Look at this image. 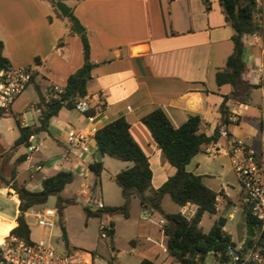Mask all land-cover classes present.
<instances>
[{"label":"crops","instance_id":"0c3cea01","mask_svg":"<svg viewBox=\"0 0 264 264\" xmlns=\"http://www.w3.org/2000/svg\"><path fill=\"white\" fill-rule=\"evenodd\" d=\"M52 1L0 0V40L4 44V56L11 66L32 67L34 76L29 85L36 91L39 88L40 92L37 91L38 97L33 100L23 92L4 117L15 120L16 116L22 125L25 123L23 126L37 129L29 147L12 151L19 136L17 124L16 128L7 126V130L16 134L8 144L3 141L0 127V233L9 230L4 237L11 235L20 214V200L13 184L41 191L45 178L59 171H70L74 179L62 195L75 199V204L83 202V210L96 196L106 207L124 203L121 188L117 184V188L112 184L106 186L103 175L108 172L109 181L115 182L113 177L133 163L112 161L103 154L98 187L99 182L90 169L99 151L94 136L86 150L73 153L66 142L68 130L92 131L95 135L117 117H125L133 139L149 158L152 188L158 189L175 170L163 160L142 118L160 108L174 127H180L189 116H199L205 123L204 131L210 136L219 124L223 98L231 92L229 84L219 86L216 82L217 70L225 66L233 51V29L226 21L220 0H61L71 7L90 44L93 67L87 74L90 78L86 97L92 99L88 112H94V119L88 120V115L77 109L63 108L44 129L39 123L37 104L48 95L57 97L59 93L54 86L63 90L68 77L84 65L81 37L72 32L67 17L59 16ZM261 23V33L244 37L245 79L253 87L245 90L249 96L247 103L228 102L232 120L240 119L228 131L231 138L242 139L252 151L264 155V16ZM26 110H31L33 124L26 121ZM212 147L220 151L211 154ZM228 147L229 140L221 136L220 141L195 155L186 169L201 176L203 183L218 194V212L203 215L202 230L209 232L218 219L225 218L224 230L231 235L235 247L243 248L248 237L241 230L245 218L244 192L227 154ZM22 155L26 159L16 165ZM13 171H16L14 177ZM94 187L98 188V194ZM169 199L166 195L162 200L166 212L184 211L188 218L196 212V205L175 203L172 206ZM44 208L35 207L25 213L31 235L32 223L28 218ZM70 209L71 206L64 212L69 250H86L93 256L98 242L88 235L96 234L100 222L108 219L97 218V222L86 219L83 229L85 214ZM143 213L140 200L134 198L130 216L125 219L130 227L138 221L136 237L130 240V249L119 252L115 264H140L143 259L156 264H181L168 253L160 224L162 217L150 213L151 217L147 218ZM240 213H243L241 219ZM113 218L110 219L113 221ZM113 223L114 239H117L119 227ZM209 257L218 264L214 255L207 257V264H213L208 262Z\"/></svg>","mask_w":264,"mask_h":264},{"label":"trees","instance_id":"16d2710c","mask_svg":"<svg viewBox=\"0 0 264 264\" xmlns=\"http://www.w3.org/2000/svg\"><path fill=\"white\" fill-rule=\"evenodd\" d=\"M205 1L208 2V0ZM52 4L61 16L62 14L57 8V0H53ZM220 4L226 21L233 29V51L225 66L216 72L217 84L219 86L229 84L231 92L224 96L220 105L221 118L214 133L210 136L206 134L204 131L205 123L199 116H189L180 127H174L160 108L144 116L142 122L149 129L153 140L160 148L163 160L175 170L158 189L152 188L153 173L149 158L133 139L130 124L125 117H117L98 129L94 135L96 146L103 154L120 161L131 162L133 165L113 177L115 183L121 188L124 203L120 206H107L96 211L85 206L87 219L92 217L108 219L106 223L109 237L114 239L115 234H111L114 231V223L110 218L115 215L129 218L131 201L138 198L144 212L158 213L162 217L164 221L162 229L166 237L168 253L181 264H206L207 257L211 253L219 262L224 263L228 260L227 246L230 244L235 246L232 243L231 235L224 230L225 218L218 219L209 232H204L200 227L201 219L205 213L214 215L218 212V194L203 183L201 176L186 169L195 155L212 143L220 141V131L223 126L227 130L228 137L231 138L228 129L237 125L240 119L231 120L228 102L237 100L247 103L249 96L245 94V90L253 87L245 79L244 37L263 31L259 1L220 0ZM67 18L71 23L72 32H76L73 22L77 18L73 12ZM80 37L83 44V67L68 77L63 91L57 97H52L48 102L41 98L36 106L41 109L39 123L44 129H47L50 119L57 116L61 109H76V102L87 95V82L90 75L85 77L84 74L89 72L93 65L90 62V44L86 32L80 34ZM3 49L4 44L0 40V69L10 66L9 60L4 56ZM37 91L39 92V88ZM93 113L87 112L86 115ZM6 115L7 113L0 108V119ZM15 120L19 136L11 147L12 151L21 146L29 147L31 145L30 139L35 133L33 127L23 126L16 116ZM25 159L26 155L20 156L16 165ZM90 169L99 182L103 172V161H93L90 164ZM15 173L16 171H13V177ZM73 179L72 172L59 171L43 180L41 191H31L25 186L13 184L20 200V214L17 217L18 224L11 231V234L18 236L27 243H33L31 228L25 219V213L32 208L44 206L51 196H55L57 200V223L61 226L66 246L71 249L64 225V212L67 207L74 205L76 200L64 197L62 192L68 184L73 182ZM166 195L178 206H184L188 203L196 205V212L191 218H188L181 212L169 213L164 211L162 200ZM244 210L248 228L252 227L256 236L246 237L243 251L253 248L264 256V233L259 232L257 236L256 229L259 230V224L250 214L247 205H245ZM92 253L94 256L95 253ZM140 264L156 263L150 259H143Z\"/></svg>","mask_w":264,"mask_h":264},{"label":"built area","instance_id":"2783aa9c","mask_svg":"<svg viewBox=\"0 0 264 264\" xmlns=\"http://www.w3.org/2000/svg\"><path fill=\"white\" fill-rule=\"evenodd\" d=\"M34 75L32 67L8 66L0 69V108L9 112L15 99L20 96L31 83ZM54 90L61 93L58 86ZM51 96L44 98L48 102ZM91 98H81L76 102V109L87 113L91 108ZM40 113L41 109H37ZM87 119L92 121L94 117L88 115ZM232 120V118H231ZM25 125V123H23ZM221 136L229 140L227 154L231 160L232 167L237 175L241 188L244 192V203L248 206L250 214L259 224V232L264 233V155L255 153L242 139L228 137L226 128H221ZM94 134L92 131L70 129L66 133V142L71 152L79 153L88 148ZM32 149V148H31ZM220 150L212 147L211 154ZM68 159V157H65ZM41 167H38L40 169ZM90 203V201H89ZM95 210L105 208L102 200L94 201ZM150 218L148 212L143 213ZM186 216L185 212H182ZM35 224L51 231L57 223V208H44L34 216ZM161 220L160 224L163 225ZM101 239L109 236L107 223L101 221L99 224ZM50 238H42L37 242L27 243L15 235H8L0 240V264H93V256L86 250H73L59 252L51 243ZM167 248V247H166ZM87 256V258L85 257ZM211 255H214L211 253ZM228 260L218 264H263L264 256L259 251L251 248L243 251L233 245L227 246ZM207 264V263H206Z\"/></svg>","mask_w":264,"mask_h":264},{"label":"rangeland","instance_id":"374dc122","mask_svg":"<svg viewBox=\"0 0 264 264\" xmlns=\"http://www.w3.org/2000/svg\"><path fill=\"white\" fill-rule=\"evenodd\" d=\"M258 1H259L261 12H263L262 15H260V17H263L264 16V0H258ZM24 92H25V97H27L30 100L36 99L38 97L37 91L33 85H29L25 89ZM25 113H26V116H25L26 121L29 122L30 124H33L34 119L32 117L31 110H26ZM9 125L14 126L16 128V123L13 117H9V118L7 117V118H3L0 120V127L2 128L1 133H2L3 141L5 144L11 143L12 139L16 136L15 133H11L9 130H7V126ZM34 143H36V141ZM110 160L114 161L115 159L110 157ZM100 180L101 178L99 179L98 187L100 186ZM103 182L105 183L106 186L108 184H112L115 188H117V185L115 182L109 181L108 172L104 173ZM77 185L78 183L76 182L75 186ZM94 188L95 190H97L96 194H98V188L97 187H94ZM99 199L100 198L96 196L95 198L91 199L90 203L88 202L86 206L90 207L93 211H96L93 203L94 201L99 200ZM56 201H57L56 197L51 196L49 200L47 201V203L44 205V207L54 208L56 207ZM137 202L138 201H135V204H137ZM169 202L172 204V206H175V203L171 199H169ZM83 205H84L83 202L71 205L70 210H76L78 212L81 210L85 214L83 217L84 219L83 229H84L86 227L87 214H86L85 209L83 210ZM241 216H243V213H240L238 215V218L241 219ZM28 220L32 223V235L31 236H32L33 241L37 242L38 240L42 238H45V239L50 238L52 245L59 252L70 251L68 247L66 246L65 241L63 239L61 226L59 225V223H57L56 226L51 231H47L45 229H42L38 225H36L35 219L33 217L28 218ZM87 221L97 222L98 219L92 217V218H88ZM113 221H115V223L119 227V237L117 239L113 240L109 236L106 239H101L99 229L96 230L98 235H96L97 233L96 234L89 233L88 235L89 237L94 238L95 241L97 240L98 242L97 249L93 251L95 253L93 264H115L116 256L119 254V252L123 250H128L131 248L130 240L135 239L136 237V230L138 229L136 225H138V221H137V224L134 223L133 227H130L128 225V223L126 222V219L122 215L114 216ZM241 230L245 233L247 232V223H246L245 218L242 220ZM256 233L257 234L259 233L258 228L256 229ZM78 235L80 237L83 236L82 232H78ZM113 248H116V251H113L112 250ZM208 262L213 263V264L217 263L216 260L212 257H209Z\"/></svg>","mask_w":264,"mask_h":264},{"label":"water","instance_id":"95a60500","mask_svg":"<svg viewBox=\"0 0 264 264\" xmlns=\"http://www.w3.org/2000/svg\"><path fill=\"white\" fill-rule=\"evenodd\" d=\"M57 8L60 11V13L62 14V16L65 18L69 16V14L71 13V10H72L71 7H69L65 2H63L61 0L57 2ZM73 26H74V29H75L77 34L80 35L84 32V28L78 20H75L73 22ZM87 74H88V72H86L84 74V76L86 77ZM34 132L36 133L37 129H35ZM102 155H103V153L99 150L97 152V155H96V161H101ZM111 234H114V231H112ZM247 236L248 237H254L255 236V233L253 232L252 227L248 228Z\"/></svg>","mask_w":264,"mask_h":264},{"label":"bare ground","instance_id":"6f19581e","mask_svg":"<svg viewBox=\"0 0 264 264\" xmlns=\"http://www.w3.org/2000/svg\"><path fill=\"white\" fill-rule=\"evenodd\" d=\"M8 231H5V232L0 233V240H2V238L8 233Z\"/></svg>","mask_w":264,"mask_h":264}]
</instances>
